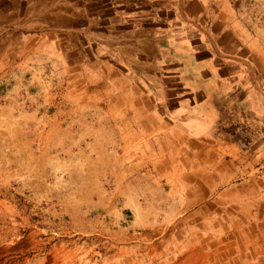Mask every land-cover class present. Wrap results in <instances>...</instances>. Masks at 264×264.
<instances>
[{
  "label": "rangeland",
  "instance_id": "374dc122",
  "mask_svg": "<svg viewBox=\"0 0 264 264\" xmlns=\"http://www.w3.org/2000/svg\"><path fill=\"white\" fill-rule=\"evenodd\" d=\"M215 1L264 51V0ZM11 40L0 57V264L207 260L192 215L207 191L192 184L182 139L150 137L136 107L48 43Z\"/></svg>",
  "mask_w": 264,
  "mask_h": 264
},
{
  "label": "crops",
  "instance_id": "0c3cea01",
  "mask_svg": "<svg viewBox=\"0 0 264 264\" xmlns=\"http://www.w3.org/2000/svg\"><path fill=\"white\" fill-rule=\"evenodd\" d=\"M11 39L37 52L48 43L136 107L150 137L182 139L192 184L207 191L193 201L209 239L196 264H264V51L227 4L0 0L2 59Z\"/></svg>",
  "mask_w": 264,
  "mask_h": 264
}]
</instances>
